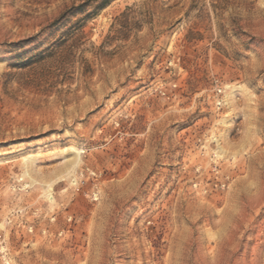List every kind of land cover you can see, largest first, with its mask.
Wrapping results in <instances>:
<instances>
[{
  "label": "rangeland",
  "instance_id": "374dc122",
  "mask_svg": "<svg viewBox=\"0 0 264 264\" xmlns=\"http://www.w3.org/2000/svg\"><path fill=\"white\" fill-rule=\"evenodd\" d=\"M98 3L0 0V264H264V0Z\"/></svg>",
  "mask_w": 264,
  "mask_h": 264
},
{
  "label": "bare ground",
  "instance_id": "6f19581e",
  "mask_svg": "<svg viewBox=\"0 0 264 264\" xmlns=\"http://www.w3.org/2000/svg\"><path fill=\"white\" fill-rule=\"evenodd\" d=\"M70 150L71 156L66 160V170L65 173H63L62 175L58 176L56 179L51 180L49 182H46L43 184V192L45 197L47 198V200L49 202H53V195L52 192L54 190L53 186L54 184H56L59 180H61L62 177L65 176H70L73 172V170H75V167L79 164L80 162V151L79 149H77L76 147H69L68 148ZM218 151H222L221 147H219ZM30 161V160H28ZM26 163V162H25ZM24 175L28 176L30 178V180L32 181V183L35 182V179L31 178L30 172H29V168L28 166H24ZM71 180L74 181V178H72Z\"/></svg>",
  "mask_w": 264,
  "mask_h": 264
},
{
  "label": "trees",
  "instance_id": "16d2710c",
  "mask_svg": "<svg viewBox=\"0 0 264 264\" xmlns=\"http://www.w3.org/2000/svg\"><path fill=\"white\" fill-rule=\"evenodd\" d=\"M98 7H103L105 6L107 3H109L111 0H98Z\"/></svg>",
  "mask_w": 264,
  "mask_h": 264
}]
</instances>
